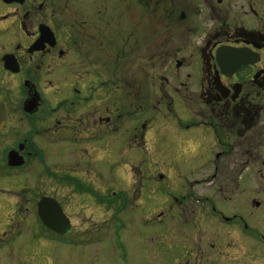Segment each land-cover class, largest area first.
<instances>
[{
    "label": "flooded vegetation",
    "instance_id": "af4514ba",
    "mask_svg": "<svg viewBox=\"0 0 264 264\" xmlns=\"http://www.w3.org/2000/svg\"><path fill=\"white\" fill-rule=\"evenodd\" d=\"M105 1L106 15L99 0H0V106L5 111L0 131V264L46 260L50 247L74 245L69 237L76 224L64 193L112 210L115 157L141 153L148 145L147 120L138 122L141 128L131 124L146 112L145 80L132 77L130 66L119 71L115 55L143 57L153 50L142 37L145 29L133 23L124 25L115 40L114 0ZM121 1L126 7L138 3L141 14L153 4L151 35L160 60L152 68L165 66L202 109L195 117L200 120L188 128L203 130L199 137L211 155L205 174H211L189 184L175 182L182 197L175 198L173 217L183 224L168 226L172 237L196 243L200 233H210L214 241L227 239L232 249L246 248L243 254L253 259L246 264H264V0ZM142 69L145 73L146 67ZM160 94L162 101L168 98ZM176 99L171 98L170 109ZM172 125L156 122L158 136ZM119 144L122 152L115 149ZM60 153L61 161L56 158ZM10 157L21 165H10ZM100 163L109 166L106 174L97 167ZM134 168L123 179L129 185ZM156 176L150 177L156 184L167 180L161 173ZM33 184L40 187L29 188ZM199 184L214 187L213 193L204 194L202 210H189L193 200L200 203L195 196ZM53 185L61 195L50 192ZM137 190L140 199V185ZM122 197L117 202L123 204L120 214L127 207ZM214 198L228 206L239 204L245 212L210 207ZM44 199L55 201L70 220L67 235L44 225L39 216ZM247 218L258 225H249ZM243 254L226 253L222 260L237 264ZM197 261L190 254L171 264Z\"/></svg>",
    "mask_w": 264,
    "mask_h": 264
},
{
    "label": "rangeland",
    "instance_id": "374dc122",
    "mask_svg": "<svg viewBox=\"0 0 264 264\" xmlns=\"http://www.w3.org/2000/svg\"><path fill=\"white\" fill-rule=\"evenodd\" d=\"M73 1L71 0V3ZM135 3L131 2L129 7H126L121 0H114V14L109 12L115 17V40L121 38L119 30L124 25L128 26V23H133V25H140L143 30L145 29L146 34L142 37L147 38H145L147 44L153 50L147 51L143 57L135 56L133 52L125 59L117 57L118 54L115 55L119 71L124 70L123 66H130L131 68L127 67V70L132 77L134 75H141L143 77L142 81L145 80L143 93L146 97V112L140 121L137 120V122H131V124L133 127L147 120L145 123L149 137L146 150L141 153L129 152L126 157L120 159L115 157L116 185L114 187V197L116 203L112 210L96 206L92 201L90 203L85 198L83 200L77 196H72L69 192L64 193V197L67 198L66 200L70 204L67 206L68 214L76 224L74 231L69 237L76 242L74 245L52 246L47 250L48 256L46 260L38 258L27 262L17 260L15 264H171L174 260H179L180 256L188 258L190 254L192 256L195 255V259L198 260L195 264H222V262L226 264L222 260V256L226 253L228 255L229 253L243 254L247 251L246 248L242 249L241 247L237 249L233 248V250L227 239L222 240L220 238L214 241V237L210 233L205 234L204 237L200 233L196 243L191 240L174 239L172 237V228L168 226L176 225V223L183 224V220L182 222L176 221L175 217H173L175 213V198L182 197V193L180 195L177 194L178 186L175 182L180 180L181 183L189 184L197 180H203L207 175L211 174H205L211 155L209 148H205L203 145L202 137H199L203 133V130L196 127L188 128L191 123L194 124L196 120L198 121L199 118L195 119V117L202 113L201 106L196 105L195 100L190 99L187 92L176 85L172 72L165 71V66L164 68H160V70L152 68L153 66H157L160 60L158 52L154 55L156 51L154 50L156 47L153 41L155 40V35H151L155 32L154 22L156 23L153 4L149 7V12L141 14L136 6L138 3ZM107 4L108 1L99 0V6L102 7L103 15L107 13ZM141 15L145 20H140L139 17ZM119 43L120 45L122 44V42ZM116 46L117 50L122 47H119L118 43ZM165 57L163 58L165 59ZM144 67H146L145 73L144 69H142ZM128 71L125 74L124 72H120V75L122 77L128 75ZM161 76L163 80L160 84L158 79L160 80ZM174 90H178L176 92L177 95L173 92ZM160 91H162L164 97H168L166 100L162 101L163 98ZM115 94L119 95V92H115ZM165 94L168 96H165ZM171 98H175L176 102L172 104V108L170 109ZM179 98L183 100L181 101ZM180 102H183L185 105H182ZM134 109L132 108L131 112ZM161 121H168L173 123V125L172 127H168L165 132L163 131L162 135L158 136L156 122ZM140 125L138 126L139 128H141ZM152 127L155 128L153 131ZM155 132L157 134L152 137V133L154 134ZM179 136L184 137L181 138L183 142H179ZM165 142H169L171 147L167 148L164 144ZM121 144L116 146L115 149L122 152L125 148ZM63 156L64 154L60 153L56 158L61 161ZM52 158L55 159L54 156ZM50 161L54 160L50 159ZM132 166H136V168L132 170L131 182L133 183L129 185L123 179L127 177V170L131 169ZM97 167H99V170H104V174H106L109 168L108 165L102 163L98 164ZM24 172L26 174L25 177H30L29 170H25ZM160 173L165 175L167 180L156 184L150 177ZM139 185L141 192L140 199H138L139 191L137 190ZM39 187L40 185L33 184L29 188L34 189ZM55 188L56 186L53 185L50 192L61 195L62 191L57 189L54 192ZM213 188L208 189L206 184H199L195 188V196L200 199V203L197 200H193L190 204L191 207L189 204H186L189 210H202L204 207L202 198L208 192L212 195ZM83 193H85V190H83ZM122 196H125L124 200H127V207L125 212L123 211L120 214L118 208L122 207L123 204L120 205L117 202L118 198L123 199ZM208 197L213 198L211 196ZM219 200L215 201L214 198V202L210 207L213 206L220 211L240 208L243 213L245 212L244 208L240 207L239 204L234 203V205L228 206ZM160 212L163 213L161 218L163 219L162 223L157 222ZM188 216L190 217V215ZM33 218L30 221L33 222ZM191 220L192 218H189V222ZM246 222L251 226L258 225L251 218H247ZM96 226L99 228L95 229ZM167 229L168 231L165 233ZM184 229L189 231L191 227L187 226ZM207 245H209L208 250ZM252 260L245 256L244 259L238 260L237 264H246L247 261L251 262Z\"/></svg>",
    "mask_w": 264,
    "mask_h": 264
},
{
    "label": "water",
    "instance_id": "95a60500",
    "mask_svg": "<svg viewBox=\"0 0 264 264\" xmlns=\"http://www.w3.org/2000/svg\"><path fill=\"white\" fill-rule=\"evenodd\" d=\"M5 123V111L0 106V131ZM10 165H21L17 162L15 157H10ZM51 204V206L49 205ZM50 207V208H49ZM39 216L43 221L44 225L58 234L64 236L71 231V223L67 216L63 213L60 206L49 199H44L41 201L39 206Z\"/></svg>",
    "mask_w": 264,
    "mask_h": 264
}]
</instances>
